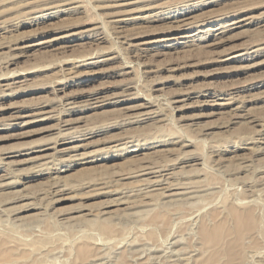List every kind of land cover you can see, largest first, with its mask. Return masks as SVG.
<instances>
[{
    "label": "rangeland",
    "instance_id": "obj_1",
    "mask_svg": "<svg viewBox=\"0 0 264 264\" xmlns=\"http://www.w3.org/2000/svg\"><path fill=\"white\" fill-rule=\"evenodd\" d=\"M44 1L0 0V264H264V0Z\"/></svg>",
    "mask_w": 264,
    "mask_h": 264
},
{
    "label": "bare ground",
    "instance_id": "obj_2",
    "mask_svg": "<svg viewBox=\"0 0 264 264\" xmlns=\"http://www.w3.org/2000/svg\"><path fill=\"white\" fill-rule=\"evenodd\" d=\"M44 1V0H43ZM49 1H51V0H49ZM74 1V0H73ZM141 0H126L124 3H122L121 4V8L120 9H118L114 14H113V16L115 17L113 20H111V22H113V23H115V24H118V25H121L122 23H124V22H126V21H129V17H128V15H130L132 12H134V11H137V9H136V7L137 6H135V4L136 3H139ZM45 2V1H44ZM43 2V3H44ZM39 3H41V2H39ZM45 5V4H44ZM123 5V6H122ZM159 5V4H158ZM162 5V4H161ZM133 6V7H132ZM75 7H77V6H73V8H75ZM143 7V6H142ZM237 7V6H236ZM119 8V7H118ZM238 8V7H237ZM237 12H239L240 13V11H238L237 9L236 10H234L233 9V11H230L229 10V12H227V14H230V15H235V13H237ZM151 13V12H150ZM238 13V14H239ZM144 15V14H143ZM152 15V14H151ZM251 15V14H250ZM145 16V15H144ZM228 17H229V15H228ZM1 19V18H0ZM200 19V18H199ZM249 19L250 18H248V17H242V20L243 21H245V22H248L249 21ZM9 20V19H8ZM3 21H5V20H3ZM231 21V20H230ZM234 21V20H233ZM233 21H231V22H228V24H232V23H234ZM238 21V20H237ZM264 21V20H263ZM7 23V22H6ZM107 23V22H106ZM112 23V24H113ZM239 23H240V21H239ZM264 23V22H263ZM177 24V23H176ZM184 24H186V22L185 21H183L182 20V25H184ZM228 24H225L224 26H226V25H228ZM92 26H93V24H92ZM177 27V26H176ZM264 27V26H263ZM125 28V27H124ZM95 30V29H94ZM118 30V29H117ZM179 31V30H178ZM120 35V34H119ZM124 35V34H123ZM181 35V34H180ZM185 35V34H184ZM117 36V35H116ZM185 37H190L189 35H185ZM193 38V37H192ZM13 40H14V38H13ZM10 41V40H9ZM16 41V40H15ZM191 41H192V39H191ZM97 43V42H96ZM186 43H187V41H186ZM9 44V43H8ZM18 44H20L19 43V41L18 42H15L14 43V45L15 46H17ZM98 44V43H97ZM13 45V44H12ZM29 46H32V44H30V45H27V46H25L26 47V49H27V47H29ZM68 46V45H67ZM64 47V46H63ZM71 47V46H70ZM138 47V46H137ZM18 48V47H17ZM136 53V52H135ZM27 55V54H26ZM91 55V54H90ZM143 55V54H142ZM138 56V55H137ZM150 57V56H149ZM137 60V59H136ZM15 79H13V81H14ZM19 80V79H18ZM2 82V81H1ZM9 82V81H8ZM3 83V82H2ZM4 85H8V84H4ZM10 86V85H9ZM12 86V85H11ZM1 87V86H0ZM60 101V100H59ZM147 110V109H146ZM39 111V110H38ZM48 111V110H47ZM141 112V111H140ZM151 112V111H150ZM53 114V113H52ZM242 114V113H241ZM236 116V115H235ZM135 117V116H134ZM25 120V119H24ZM26 120H28V119H26ZM25 120V121H26ZM160 120V119H159ZM249 120V119H248ZM155 121V120H154ZM75 131V130H74ZM84 131V130H83ZM61 138V137H60ZM258 138V137H257ZM73 148V147H72ZM259 148V147H258ZM61 150V149H60ZM149 170V169H148ZM161 173V172H160ZM161 177V176H160ZM158 178V177H157ZM148 180H150V179H148ZM158 181V180H157ZM154 182V181H153ZM156 182V181H155ZM159 182V181H158ZM157 183V182H156ZM182 183V182H181ZM181 183H179V184H181ZM177 184V183H176ZM184 184V183H183ZM152 186H153V184H152ZM169 187V186H168ZM152 188V187H151ZM189 189V188H188ZM192 189V188H191ZM145 190V189H144ZM177 191V190H176ZM180 191V190H179ZM146 194V193H145ZM189 195V194H188ZM178 200V199H177ZM233 211H235V209H233L232 210V214H234V212ZM236 212V211H235ZM2 213V212H1ZM236 214V213H235ZM236 216H239V215H236ZM236 219H238V217L236 218ZM238 221V220H237ZM203 232H204V230H203ZM145 249H147V248H145ZM165 250V249H164ZM174 250V249H173ZM168 251V250H167ZM146 253H147V251H146ZM166 255V254H165ZM165 255H164V257H165ZM143 256V255H142ZM150 256V255H149ZM191 257V256H190ZM147 260V259H146ZM187 260V259H186ZM190 260V259H189ZM151 261V260H150ZM165 261V260H164ZM168 262V261H167ZM138 263V262H137ZM146 264V263H145ZM160 264V263H159Z\"/></svg>",
    "mask_w": 264,
    "mask_h": 264
}]
</instances>
